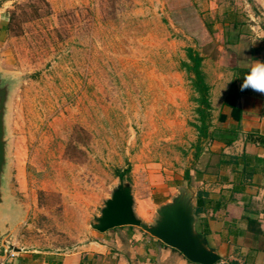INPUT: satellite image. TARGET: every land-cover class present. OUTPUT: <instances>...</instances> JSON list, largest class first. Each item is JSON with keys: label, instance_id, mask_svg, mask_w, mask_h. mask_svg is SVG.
Listing matches in <instances>:
<instances>
[{"label": "rangeland", "instance_id": "374dc122", "mask_svg": "<svg viewBox=\"0 0 264 264\" xmlns=\"http://www.w3.org/2000/svg\"><path fill=\"white\" fill-rule=\"evenodd\" d=\"M0 11L9 199L0 229L20 214L9 231L17 245L87 241L121 180L115 168L130 167L133 197L171 182L168 164L190 160L196 117L185 47L202 53L210 84L226 86L256 48L245 40L220 52L215 36L179 25L168 0H0ZM238 14L264 31L252 25L255 8ZM182 186L192 183L180 179L175 193Z\"/></svg>", "mask_w": 264, "mask_h": 264}, {"label": "crops", "instance_id": "0c3cea01", "mask_svg": "<svg viewBox=\"0 0 264 264\" xmlns=\"http://www.w3.org/2000/svg\"><path fill=\"white\" fill-rule=\"evenodd\" d=\"M168 1L179 25L192 34L215 36L221 43L220 52H225V45L227 48L245 40L256 50L249 51V66L233 68L230 84H211L212 138L201 142L198 157H193L197 140L194 128L188 145L189 162L181 158L183 164L177 160L168 164L169 172L176 171L168 186L156 184L145 197L134 193V211L143 221L153 222L156 209L175 194L174 185L188 169L186 180L192 183L194 205L196 198L200 201L196 225L207 230L205 237L220 255L219 262L264 264V144L255 140L264 136V94L240 90L252 63L264 61V31L251 32V22L238 14L241 6L255 8L259 14L253 16L252 25L264 26V0ZM2 13L0 29L6 23ZM15 230L3 238L4 246L14 252L7 264H199L137 226L96 230L87 241H78L66 251L17 245Z\"/></svg>", "mask_w": 264, "mask_h": 264}, {"label": "water", "instance_id": "95a60500", "mask_svg": "<svg viewBox=\"0 0 264 264\" xmlns=\"http://www.w3.org/2000/svg\"><path fill=\"white\" fill-rule=\"evenodd\" d=\"M1 83V78H0ZM6 88L0 85V217L8 205L4 171L6 167V151L4 141V102ZM194 191L181 187L171 198L156 209L153 223H147L139 218L134 211L132 186L128 180L121 179L110 195L105 199L100 214L91 222V227L97 231L131 225L137 226L156 237L166 245L181 252L188 260L199 264H213L220 260L216 250L208 245L207 239L196 228L197 216L194 213ZM13 203H21V209L27 207L21 199L13 198ZM18 218L5 229H0V256L5 253L3 238L17 223Z\"/></svg>", "mask_w": 264, "mask_h": 264}, {"label": "trees", "instance_id": "16d2710c", "mask_svg": "<svg viewBox=\"0 0 264 264\" xmlns=\"http://www.w3.org/2000/svg\"><path fill=\"white\" fill-rule=\"evenodd\" d=\"M204 56L202 53L191 45L185 47V58L180 61V67L184 70L186 77L189 81L190 87L193 91L192 99L195 102V121L191 125L197 131V140L195 143V152L193 154L194 159L199 155L201 150V142L206 140V142L212 138V134L209 132L211 127V101H210V88L211 84L207 79L206 72L203 69ZM232 109H236L235 106ZM256 141L264 144V136H257ZM115 176L120 179H126L128 181L130 178V167L125 168H115ZM184 178H189V170L184 171ZM200 207V201L198 198L195 200L194 213L198 216ZM131 226V225H130ZM132 227V226H131ZM197 230L202 234H206L207 230L202 228L200 225H196Z\"/></svg>", "mask_w": 264, "mask_h": 264}, {"label": "clouds", "instance_id": "9594fccd", "mask_svg": "<svg viewBox=\"0 0 264 264\" xmlns=\"http://www.w3.org/2000/svg\"><path fill=\"white\" fill-rule=\"evenodd\" d=\"M246 89L264 94V61L255 60L250 66L240 86L241 91Z\"/></svg>", "mask_w": 264, "mask_h": 264}, {"label": "built area", "instance_id": "2783aa9c", "mask_svg": "<svg viewBox=\"0 0 264 264\" xmlns=\"http://www.w3.org/2000/svg\"><path fill=\"white\" fill-rule=\"evenodd\" d=\"M13 256H14V252H13L12 248L9 249L8 247L7 248L5 247V253L0 259V264H7L8 259L13 257ZM213 264H223V263L219 262V260H218ZM234 264H244V263L241 261H238Z\"/></svg>", "mask_w": 264, "mask_h": 264}]
</instances>
